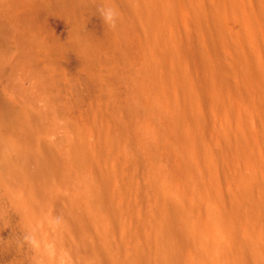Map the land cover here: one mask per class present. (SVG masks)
Segmentation results:
<instances>
[{
  "label": "rangeland",
  "instance_id": "374dc122",
  "mask_svg": "<svg viewBox=\"0 0 264 264\" xmlns=\"http://www.w3.org/2000/svg\"><path fill=\"white\" fill-rule=\"evenodd\" d=\"M59 1L70 25L48 29L0 0V264H133L120 193L160 264L209 262L201 214L218 264H264V0ZM99 130L118 167L86 160Z\"/></svg>",
  "mask_w": 264,
  "mask_h": 264
},
{
  "label": "bare ground",
  "instance_id": "6f19581e",
  "mask_svg": "<svg viewBox=\"0 0 264 264\" xmlns=\"http://www.w3.org/2000/svg\"><path fill=\"white\" fill-rule=\"evenodd\" d=\"M13 4H19L21 7L24 9L25 15L29 17L34 23H40L43 22L44 25L50 29L52 27V23L55 21L61 22L63 25H70V20H67L63 18L62 16V8L60 5L59 0H10ZM2 29V35H7L10 32V29L4 27L2 24H0V30ZM53 46V51L57 57L62 56L66 50H67V42L65 39L59 37L54 39L52 42ZM95 52L90 51L88 53V58L92 59L91 61H95ZM97 136L101 138V143L103 146H100V159L96 160L92 157L93 153V148L89 145L87 146V153H88V159H86L91 165L94 166L95 163H103V165H110V153H112L113 159H112V167H118L120 161H119V156H120V150H121V141L120 140H115L114 144L112 143V138L110 135L105 132L99 130L97 132ZM111 145L112 147L108 146ZM110 149L108 151V149ZM97 163V164H98ZM99 165V164H98ZM101 173H98L97 177L100 179ZM97 178V179H98ZM99 183V182H98ZM111 184L114 186H117L118 184V179L115 177H112ZM103 185V184H102ZM131 187H134L135 190L140 191V193H144L146 191V187L144 185H141L138 183V181L134 184H131ZM113 190V189H112ZM105 191V190H104ZM106 194V193H105ZM108 194V192H107ZM106 194V195H107ZM104 196L102 201H101V210L105 213L106 216V222L109 224H115L116 226H120V222L123 220L122 217L119 215V211L114 205L112 197L109 195ZM127 194L126 193H120L119 198L123 200L126 204V211H125V216L126 218H129V224L127 225L126 229L124 232L130 237L132 243H136L137 247L140 248L142 252L141 256H139L136 253V259L133 264H160L158 261V257L156 255L155 246L152 243L146 228L144 227V220L140 216H134L132 214V209L131 205L127 201ZM114 197V195H113ZM101 200V198H100ZM99 200V203H100ZM98 203V202H97ZM98 203V204H99ZM100 205V204H99ZM200 223H201V228L202 232L207 233V255H208V260L209 262L206 261H200L197 264H218L220 263L221 259L223 258V247L222 243H224V240L222 238H219L220 234L214 235L212 232V229L210 228V223L208 220V217L204 214L200 215ZM119 231V230H118ZM117 233V234H116ZM115 235H116V240L119 243H122V241L125 240V236L117 232L115 230ZM90 254L93 257H97L101 255V252L93 248L90 251ZM128 252L125 254L124 258L121 261H114L113 256L111 254L108 255H102L105 257V264H129V261L127 259ZM230 264V263H228Z\"/></svg>",
  "mask_w": 264,
  "mask_h": 264
},
{
  "label": "clouds",
  "instance_id": "9594fccd",
  "mask_svg": "<svg viewBox=\"0 0 264 264\" xmlns=\"http://www.w3.org/2000/svg\"><path fill=\"white\" fill-rule=\"evenodd\" d=\"M101 16L106 25L109 27H115L116 20H117V13L112 8H104L101 10ZM35 244V241H32Z\"/></svg>",
  "mask_w": 264,
  "mask_h": 264
}]
</instances>
